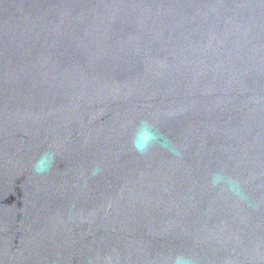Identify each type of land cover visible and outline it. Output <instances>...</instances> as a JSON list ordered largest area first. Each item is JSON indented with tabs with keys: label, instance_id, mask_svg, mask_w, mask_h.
<instances>
[{
	"label": "water",
	"instance_id": "95a60500",
	"mask_svg": "<svg viewBox=\"0 0 264 264\" xmlns=\"http://www.w3.org/2000/svg\"><path fill=\"white\" fill-rule=\"evenodd\" d=\"M181 254L264 264V0H0V264Z\"/></svg>",
	"mask_w": 264,
	"mask_h": 264
},
{
	"label": "clouds",
	"instance_id": "9594fccd",
	"mask_svg": "<svg viewBox=\"0 0 264 264\" xmlns=\"http://www.w3.org/2000/svg\"><path fill=\"white\" fill-rule=\"evenodd\" d=\"M161 136L162 134L153 123L148 120H142L133 136L132 148L139 155H147L151 148L160 142ZM54 161L55 153H43L33 165V170L38 175L46 174L51 170ZM98 171L99 169L94 170V174ZM210 183L212 187H216L220 184H227L230 189H234L238 186V181H233L231 178L226 177L222 172L212 174ZM173 264H195V260L190 256L181 254L174 258Z\"/></svg>",
	"mask_w": 264,
	"mask_h": 264
}]
</instances>
